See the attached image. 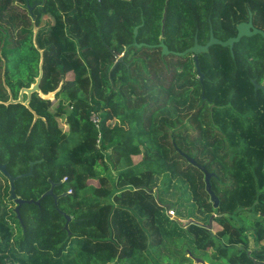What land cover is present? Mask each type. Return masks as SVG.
<instances>
[{"label": "trees", "instance_id": "obj_1", "mask_svg": "<svg viewBox=\"0 0 264 264\" xmlns=\"http://www.w3.org/2000/svg\"><path fill=\"white\" fill-rule=\"evenodd\" d=\"M245 7L264 25V0H0V163L11 176L32 163L15 195L36 200L54 183L57 207L70 217L64 230L49 196L40 208L23 205L20 216L35 217L37 234L13 264H262L263 102L251 82L264 79L262 41L243 37L231 52L210 46L197 56L202 82L192 54L158 47L183 52L194 40L204 45L210 30L225 41ZM44 15L48 31L34 33ZM39 51V89L60 86L56 105L37 94L29 109L4 105L7 89L16 99L34 82ZM6 183L0 175V201ZM54 237L60 248L50 253Z\"/></svg>", "mask_w": 264, "mask_h": 264}, {"label": "flooded vegetation", "instance_id": "obj_2", "mask_svg": "<svg viewBox=\"0 0 264 264\" xmlns=\"http://www.w3.org/2000/svg\"><path fill=\"white\" fill-rule=\"evenodd\" d=\"M245 8L247 10L246 19L241 22L247 23L250 20L251 29L260 30L264 34V25L259 23L255 18L256 11L249 7H245ZM256 36H259L262 41L263 54L259 60V64H260L259 68H260V76L264 77V38H262L261 35L259 34H255L253 36L245 37V38L252 39L253 37H256ZM252 81L254 80H251V82ZM256 84L262 87V88H255L253 84V90L260 91V97L263 102V109L261 110H262L263 119H264V79L260 83H256ZM5 169H6V166H5ZM0 175H2L6 179L7 181L6 187L8 189L7 199L0 201L1 204L5 205L3 208H0V264H13L14 255H20V254L26 253L27 251L32 249L31 248L32 246L35 245L34 239H36V234H37L36 222L33 220L35 219V217H31V220L29 221H25L22 219V217L20 216V209L26 203H23L22 205H20V207L16 211L17 204L14 199L10 198V188L11 187H10L9 180L3 174L0 173ZM14 182H13V187L15 188ZM54 186L55 184L53 185V188ZM53 188H52V193H53ZM14 195H15V192H14ZM54 195L58 197L56 201H54L52 197L50 196L49 197L52 199V203L56 210V213L61 214V211L57 207V201L61 194L59 195L54 194ZM41 196L42 194L36 200L30 199V200H33L34 202H38L37 204H32L36 208L41 207L40 202H42V199L44 198V197L41 198ZM15 198L23 200V201H29V200L22 199L16 195H15ZM53 227H54V234H55L59 230L57 221H53ZM24 244L29 245V247H25ZM59 248H60V244L57 241V238L54 237L53 242H52V247L51 249H48L47 251L50 253H55L57 250H59Z\"/></svg>", "mask_w": 264, "mask_h": 264}, {"label": "water", "instance_id": "obj_3", "mask_svg": "<svg viewBox=\"0 0 264 264\" xmlns=\"http://www.w3.org/2000/svg\"><path fill=\"white\" fill-rule=\"evenodd\" d=\"M26 7L28 10H31V7L28 4H26ZM235 29H236L235 36L230 37V38L226 39L225 41H221V40L215 38L212 34V31L210 30L208 41L204 45H198L196 43V40H194V43L192 44V46H190L189 48H187L183 52L169 51L167 49V47L162 42H160L158 44V47H160L162 55H166L168 53H171V54H174L177 56H183V55L188 54V53L192 54L194 56L193 60H194V66H195L196 74L199 76V81L202 82L203 74L200 72L198 61H197V56L201 53H206L210 46L218 45L221 47H228L229 51L231 52L233 44L237 43L243 37H250V36H253L255 34H259V35H261L262 38H264V34L260 30H257V29L252 30L251 29L250 20L247 23L241 22V23L237 24ZM133 33H134V35L136 34V28H134ZM140 45H136V46H140ZM39 54H40V58H39V64H38V74H37L36 78L34 79V82L27 88H21L17 94L16 99L12 98L11 94L9 93V91L7 89L9 97H8V100L6 102H4V105L20 104V105L24 106L25 108L29 109L28 103H29V100H30V97L32 94H37L39 98H41L42 100H45V101L51 102L54 100V95L58 91L60 86H58L55 90L48 92L46 94L41 93L40 89H39V82H40V79L42 77V51H39ZM122 56H123V54L121 55V57ZM121 57L118 58V61L121 59ZM252 83L254 84L255 88H262L259 85H257L254 81H252ZM32 114H33V120L32 121L34 122L37 119V115L34 112H32ZM200 170L204 174L205 191L210 196V200L213 204V207H216L217 206V199L215 198L214 194L212 193V191L210 189V183H209L210 174L208 172H206L203 168H201ZM0 173L3 174L9 180L10 187H11L10 188V198L14 199L16 204H17L16 211L20 207V205H22L23 203H26V204H37L38 203V202H34L33 200L23 201V200L15 198V195H14L13 182L18 180V179H23V178L31 176V174H32V163H30L29 170L27 173L22 174V175H18V176L9 175L6 172L5 165L0 164ZM53 185L54 184L51 183L49 189L42 194L41 198L46 197V196H50L54 199V201H56V199L58 197H56L52 193ZM61 215L65 219V224L63 226V229L67 230V224L70 221V217L63 212H61ZM191 222H193V221L188 220L186 225L190 224ZM205 227L207 229H210L211 218L209 219L208 224ZM187 256L190 257V254L188 253ZM195 262L200 263V260L196 259Z\"/></svg>", "mask_w": 264, "mask_h": 264}, {"label": "rangeland", "instance_id": "obj_4", "mask_svg": "<svg viewBox=\"0 0 264 264\" xmlns=\"http://www.w3.org/2000/svg\"><path fill=\"white\" fill-rule=\"evenodd\" d=\"M49 26H50V18H49V16L44 15L41 18V21H40V26H39L40 28H38V27L36 28L35 27L34 28V32H37V34L46 33L48 31ZM69 26H70V24H69ZM70 32L72 34H75V32L71 29V27H70ZM73 76L74 75L72 73H70L64 79H69V78H71ZM51 103H52V107H54L56 105V102L54 100L51 101ZM64 136H65V127H64V129L62 131H59L58 133H56L54 140L57 141V142H59V141H61L63 139ZM134 161H135V159H134ZM249 164H250V162L248 160H246L245 161V164H244V167L241 170V173H243V172L246 173L245 172L247 170L246 167L249 166ZM250 184H251V181L249 182V186H250ZM250 192H251V190H249L248 193L246 194V197H245V203L246 204H248L250 202L251 198H252V194ZM244 206H247V205L244 204ZM167 213H168L169 216H171V217L173 216V212L170 211L169 209L167 210ZM181 222L183 224H186L188 222V220H185L184 219V220H181Z\"/></svg>", "mask_w": 264, "mask_h": 264}, {"label": "built area", "instance_id": "obj_5", "mask_svg": "<svg viewBox=\"0 0 264 264\" xmlns=\"http://www.w3.org/2000/svg\"><path fill=\"white\" fill-rule=\"evenodd\" d=\"M90 121L94 124V127H95L94 139H95V142L97 144L99 142V139H100V134H99V130H98L99 129V127H98L99 120H98L96 115L91 114L90 115ZM64 179L65 178H63V180ZM68 192H70V191H68ZM261 263L264 264V259H263V261Z\"/></svg>", "mask_w": 264, "mask_h": 264}, {"label": "crops", "instance_id": "obj_6", "mask_svg": "<svg viewBox=\"0 0 264 264\" xmlns=\"http://www.w3.org/2000/svg\"><path fill=\"white\" fill-rule=\"evenodd\" d=\"M93 183V184H92ZM88 184H90V185H92V186H95L96 184H95V182H89Z\"/></svg>", "mask_w": 264, "mask_h": 264}]
</instances>
